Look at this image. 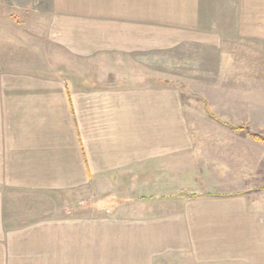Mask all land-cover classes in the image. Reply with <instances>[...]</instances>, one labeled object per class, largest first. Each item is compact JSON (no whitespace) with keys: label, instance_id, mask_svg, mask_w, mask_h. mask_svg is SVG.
I'll return each instance as SVG.
<instances>
[{"label":"crops","instance_id":"1","mask_svg":"<svg viewBox=\"0 0 264 264\" xmlns=\"http://www.w3.org/2000/svg\"><path fill=\"white\" fill-rule=\"evenodd\" d=\"M49 3L0 8V264H264V188L187 162L215 134L146 65L181 43L219 46L223 31L264 46V0ZM198 174L217 187L180 178ZM88 187L146 208L27 221L13 209L17 192Z\"/></svg>","mask_w":264,"mask_h":264},{"label":"rangeland","instance_id":"2","mask_svg":"<svg viewBox=\"0 0 264 264\" xmlns=\"http://www.w3.org/2000/svg\"><path fill=\"white\" fill-rule=\"evenodd\" d=\"M49 6V0H0V8L9 16H18L28 11L27 8ZM217 33L211 32L212 35ZM227 33L223 31L219 46L217 37H212L210 46L200 41L181 43L164 50L157 64L148 61L146 65L151 71L155 66L162 67L163 77L156 81L159 79L162 85L177 88L188 120L202 125L199 128L205 133L211 130L215 134L210 145L187 162L197 170L216 172L212 175L217 179L219 176L234 180L235 173L242 172L247 187L258 191L264 188V144L251 140L231 126L243 125L264 136V46L231 38ZM186 176L180 178H186L192 186V179L198 177L195 183L199 190L217 187L212 176ZM183 186L185 192L193 190L186 183ZM103 196L102 192L88 187L65 192H17L12 202L13 209L20 213L19 218L25 221L36 215L106 216L124 211L136 213L146 208L145 205L109 206ZM145 196L148 199L149 195Z\"/></svg>","mask_w":264,"mask_h":264},{"label":"trees","instance_id":"3","mask_svg":"<svg viewBox=\"0 0 264 264\" xmlns=\"http://www.w3.org/2000/svg\"><path fill=\"white\" fill-rule=\"evenodd\" d=\"M232 129L239 131L243 133L244 135H247L251 140L264 144V136L259 134L258 132L250 131L246 126L243 125H237V126H231Z\"/></svg>","mask_w":264,"mask_h":264}]
</instances>
